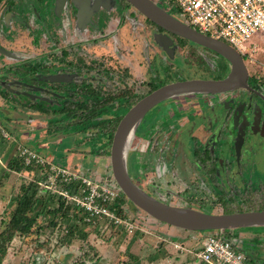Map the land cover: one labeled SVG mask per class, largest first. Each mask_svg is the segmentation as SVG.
I'll return each instance as SVG.
<instances>
[{
    "label": "flooded vegetation",
    "instance_id": "flooded-vegetation-1",
    "mask_svg": "<svg viewBox=\"0 0 264 264\" xmlns=\"http://www.w3.org/2000/svg\"><path fill=\"white\" fill-rule=\"evenodd\" d=\"M81 4L82 0H0V60L8 62L10 66L17 65L18 70L23 73L28 71L26 76L22 75L15 81L20 92L17 96L20 103L29 97L52 106L78 102L84 94V81L93 83L100 90H111L106 101L114 105L113 110L117 105L132 106L149 93L147 83L151 82L150 76L148 80L138 82L146 86L147 91L130 90L134 88V83L127 85L126 81L131 77L130 65L121 59L122 48L117 41L119 26L127 20L135 28L137 13L142 17V30L147 34L154 30V35L166 33L172 39L170 46H177L174 36L153 26L149 19L126 0H89L79 21ZM106 41L112 42L116 57L93 51L95 46ZM189 42L198 45L189 40L186 45ZM201 47L206 60L212 56L220 57L221 65L215 66L213 62L216 58H212L207 62L212 67L213 75L189 76L187 79L225 77L230 71V62L217 52ZM196 48L191 49L192 52L198 51L199 48ZM261 52L262 48L254 47L244 54L240 53L246 68V87L217 94L221 99L214 104L207 97L189 100L185 104L181 101L186 106V116H191L186 127V144L192 145V148L188 147L187 152L183 150L188 162L184 164L183 159L179 158L177 173H180L176 175L180 179H190L192 186L199 188L195 192L209 190L212 202L220 212L226 209L264 210V61L257 56ZM125 90L130 94L121 95ZM0 99L11 103L7 99ZM100 102L98 106L101 107ZM22 112H26L25 116ZM22 112L21 117L25 118L23 125L33 123L32 126H37L39 130L47 128L49 121L55 120V114L40 111L30 113L26 110ZM83 113L86 111H67L64 124L71 125L80 121ZM147 123L148 121L145 123L146 127ZM137 131L138 129L136 134ZM181 135L182 133L178 134V137ZM178 137H168L160 129H156L141 140L145 141L150 152H158L163 150L158 143L178 141ZM78 146L75 145L72 149L79 150ZM169 149L166 146L163 150L166 152L163 162L167 166ZM178 150L174 153L173 161L177 154L181 157ZM214 150H220V154L215 156ZM186 169L191 170V176ZM145 187L147 193L161 199L157 195L159 189L150 183ZM152 187L154 189L151 191ZM184 189L187 192L190 190L188 186ZM245 239L246 237L243 241ZM241 240L238 239V242ZM242 249L240 251L244 253L248 264H264V258L260 254L264 253V247L250 249L243 245Z\"/></svg>",
    "mask_w": 264,
    "mask_h": 264
},
{
    "label": "rangeland",
    "instance_id": "rangeland-1",
    "mask_svg": "<svg viewBox=\"0 0 264 264\" xmlns=\"http://www.w3.org/2000/svg\"><path fill=\"white\" fill-rule=\"evenodd\" d=\"M153 2L161 5L158 0H153ZM161 6L166 8L163 4ZM166 9L176 18L186 21L184 17L178 15L174 7H167ZM135 17V28L125 20L119 26L120 30L117 36L118 44L122 48L120 57L122 56L121 59L130 65L131 77L126 80L127 85L134 83V88L130 90L134 89L137 92H140L139 90L147 91L148 88L138 82L148 80L149 76L151 80L157 76L160 79L175 81L179 78L187 79L189 76L210 77L213 75L212 67L208 65L209 62L207 61L212 60L214 57H208V60H206L203 47L189 42L183 48L174 45L170 46L171 52H169L163 42L155 37L153 34L154 30H152V34H147L140 28L142 17L138 13ZM247 44L262 48L263 52L257 56L259 59L263 58L264 61V32L258 31L254 33ZM195 47L199 48H196L198 51L192 52L191 49ZM113 48L112 42L106 41V43L95 46L93 51L116 57L115 53H113ZM215 58L213 63L215 66H220L222 59L220 57ZM70 88L72 89L73 87L71 86ZM126 92L127 90L120 94H130ZM204 97L211 99L213 104L221 99L217 95H188L169 99L152 108L140 122L138 134L135 132L136 135L133 137L128 149L127 163L133 180L143 190L146 189L145 185L147 183L159 189L157 195L161 197L160 200L167 201L173 205L192 207L204 212L218 213L220 211L215 203L212 202L213 197L209 190L205 189L203 192H195L199 188L195 189L196 185L192 186L193 182H190V179H180L176 175L179 168V158L183 159L184 164L188 162L183 150L187 152L188 147L192 148V145L186 144L188 141L186 127H188L191 116H188V119L186 106L182 105L181 101L186 103L189 100L202 99ZM1 107L5 108L6 112L0 111V122L11 137L7 141L0 140V229L4 224L10 200L19 190L21 180H35V176H37L33 172L22 173L9 171L5 168L4 160L15 152L16 147H28L40 155L45 162H52L53 165L60 163V165L71 170H76V167L80 165L84 168H92L93 172L98 175L107 171L109 155L102 153L89 155L86 153L87 157L84 158L76 154L73 159L74 154L71 155L72 148L76 144L79 145V141L83 140V133L78 132L77 128L70 126L60 128L56 124L58 122H54L58 132L55 135L46 134L45 136V133L40 131L37 126L23 125L25 118H22L21 114L24 115L26 112L20 114L18 111H13V107H11L9 102L7 103L4 100L0 101ZM57 108L58 106H54L53 109ZM127 110L123 106H119L113 112L112 108L107 107L108 113L112 112L117 115H123ZM10 115L15 118H12L14 119L12 121L9 119L7 122L6 118ZM63 120L65 121V115ZM147 121L148 129L145 126ZM156 129H160L166 136L174 139L176 136L178 137V134L182 133L181 137H178V141L173 140L174 144L173 141L169 142V140L158 143L159 148L163 150L166 149V146L170 148L167 152L169 155L168 166L163 162L165 161L166 152H163V150L150 152L145 141L141 140L142 137L144 138V136L149 135L150 132L152 133ZM55 137L60 138L59 143H52V139ZM152 138L153 140L155 139V137ZM82 143L80 145L85 148L87 144ZM168 143L170 144L169 146ZM172 149H179L178 151L181 152V157L177 154L174 161L176 150L173 151ZM214 151V155L217 156L220 150ZM133 160L138 161L140 164H145L140 167L139 172L132 169ZM145 166L150 170L146 169ZM182 166L185 167L184 165ZM79 170H83L82 167ZM186 170L188 175L191 176V170ZM50 174H47V171L40 173L38 179L41 182L39 184L50 186L49 191L56 192L52 189L59 190V182H51ZM45 175H48L46 179L45 177L43 178ZM187 186L190 189L189 192L184 189ZM153 189L152 187L151 191ZM123 206L124 212L131 218V220L130 218L128 219L130 224L125 225L124 230L113 226L105 227L101 222L98 223L97 221L92 223V226H84L85 229L82 230L83 233L84 230L86 231L87 236L85 238L79 236L78 232L76 237L71 240V243L61 247L56 245L59 236L51 229L39 232L41 236H37V238L40 239V242L36 241L35 235L28 237V240L23 239L22 236H16L8 248L3 264H132L130 255L138 257L139 264H203L202 262L200 263L194 254L200 247V243L197 242L195 237L197 232L157 221L135 207L129 200H126ZM200 232L212 233L213 230L199 231L198 233ZM234 232L237 234L238 239H242L240 242H238V239L236 240L240 249L243 248V245L250 249H259V246L264 247V226L239 227L235 228ZM245 237L246 239L243 241ZM251 240L252 243L250 244ZM158 249H163L167 254L161 255ZM260 254L264 258V253L260 252Z\"/></svg>",
    "mask_w": 264,
    "mask_h": 264
},
{
    "label": "trees",
    "instance_id": "trees-1",
    "mask_svg": "<svg viewBox=\"0 0 264 264\" xmlns=\"http://www.w3.org/2000/svg\"><path fill=\"white\" fill-rule=\"evenodd\" d=\"M149 22L153 26H156L158 29L163 30L152 21L149 20ZM169 34L176 38L178 47L183 48L186 46V43L188 42L187 39L179 37L177 35H173L171 33ZM26 73L28 74V71H25V73H23V71L18 70L17 65L10 66L8 62H2L0 60V98L7 99L11 102L10 104L13 107V111L22 112V110H26L30 111V113L34 111H40L46 114H55V120L49 121V126H47V128L45 127L41 129L40 131H44V133L48 135H55L58 130L54 122H58L57 124L60 128H67L69 126L75 127L78 129V132L83 133V140L79 141V146L80 144H83L82 142L87 144V146L86 149L74 150V152L82 153V157L84 158L87 157L86 153H88L89 155H92V153H102L104 155H109V145L112 133L118 121L123 116L117 114L114 115L112 112H107L108 106L110 108L114 107V105H110L106 101L109 98L108 95L111 90H100L98 87H95L93 83L84 81L82 87V92H84V94H82L78 102H66L62 105L59 104L57 105V109H53L54 106H52L50 103L38 102L37 100L34 101L35 98L31 99V97H29L23 103H20L17 97L20 92L15 81L19 80L22 75L26 76ZM171 81L172 80L160 79L155 76L150 83H147L150 87L148 92ZM23 91H25V89ZM95 97H97V99ZM99 102L100 104H102L101 107L98 106ZM118 107L119 105L115 107L113 112H115ZM130 107L131 105L123 106V108L126 109H129ZM75 110H84L86 111V113L82 114L80 121L75 122L71 125L69 123L64 124L65 121L63 120V118L65 113L67 111H70L71 113ZM0 111L3 113L6 112L5 108L2 107L0 108ZM106 115L111 116L106 117ZM10 118L11 121L13 120L12 117H7V122ZM0 140L7 141L3 137H0ZM20 147L22 148L25 146ZM4 163L6 164H4L5 168H7L9 171L22 173L33 172L37 176H35V180L22 179L19 185V190L10 200L8 207L9 209L6 210L4 224L0 229V264H3L8 248L12 241L16 238V236H22L23 239L28 240V237L32 235H35V238H37V236H41V233L39 234V232H42L46 229H51L52 231H54V233L56 232L57 236H59L56 241V245L61 247L65 244L71 243V240L73 239V237H76V233L78 232L79 236L85 238L87 234L85 230L83 233L82 229H85L84 226H92V223H95L97 221L98 223L101 222V224H103V226L105 227L113 226L120 230L125 229V226L123 224H114L111 220H108L109 218L107 217L102 219L92 217L90 220H87L86 216H88V212L83 207L76 204L74 201L69 200L58 192H50L49 188L39 184L41 182L38 179L40 173H44L45 171H47V174L51 173L50 175H54V171L50 168L51 164L49 165L48 162L40 164L32 160L30 163H26L25 155H21L19 148L16 147L15 152L10 157H6ZM131 166H133V170L139 172V169L142 165L138 163V161L133 160ZM80 167H82L83 170H79ZM76 168V170L84 176L95 177L105 183H108L109 185L111 184L118 188L109 166L107 167V171H105V173L99 174L100 176L97 173H94L92 168L90 167L84 168L83 166L78 165ZM44 177L46 179L48 175L43 176V178ZM56 182H59V190H66L71 195L80 194L81 186L84 185L81 183L80 179L63 181L61 175H58V177L56 178ZM120 195L121 196L119 199L108 204V208L111 210L114 209L115 213H117L121 217L129 219L130 217L126 212H124V209L122 208V205L126 202L127 198L121 191ZM164 202L169 203L167 201ZM239 211H243V209H226V211H224L223 213ZM221 234L226 238H233V241H236L238 239L237 234L234 232V229L223 230L221 231ZM36 241L40 242V239L37 238ZM235 241L234 243H236ZM236 246L237 249L243 250L240 249L239 244H236ZM158 252L161 255L167 254L163 249H158ZM129 257L132 264H139L138 257L134 255H130Z\"/></svg>",
    "mask_w": 264,
    "mask_h": 264
},
{
    "label": "water",
    "instance_id": "water-1",
    "mask_svg": "<svg viewBox=\"0 0 264 264\" xmlns=\"http://www.w3.org/2000/svg\"><path fill=\"white\" fill-rule=\"evenodd\" d=\"M138 12L163 30L209 48L226 58L231 68L221 79L189 78L165 83L137 100L120 118L110 140L109 167L116 185L135 207L157 221L189 231L231 230L264 226V210L231 213L204 212L187 206L171 205L143 190L131 177L127 155L135 132L145 114L172 98L188 95H217L246 87V68L240 53L223 40L213 38L176 18L152 0H126ZM89 0H82L79 21ZM171 52L172 39L166 33L155 35ZM237 111V110H236Z\"/></svg>",
    "mask_w": 264,
    "mask_h": 264
},
{
    "label": "built area",
    "instance_id": "built-area-1",
    "mask_svg": "<svg viewBox=\"0 0 264 264\" xmlns=\"http://www.w3.org/2000/svg\"><path fill=\"white\" fill-rule=\"evenodd\" d=\"M158 1L166 8L174 7L178 15L186 19L183 22L213 38L223 40L242 54L254 48L253 45L247 44L251 36L258 31L264 32V0ZM166 8L163 9L169 12ZM0 137L6 140L11 137L1 122ZM18 148L20 154L25 155L26 163L32 160L40 164L45 163L34 150L28 147ZM48 163H51L50 168L54 171V175L49 176L52 178L51 182L56 181L58 175H61L63 181L80 179L84 184L81 186L80 194L75 195L69 194L66 190H52L83 207L88 212L87 220L92 217L97 219L107 217L117 225L130 224L128 218L121 217L114 209L108 208L109 203L120 198L119 187L109 185L95 177L84 176L77 170ZM122 208L124 209L123 205ZM221 231L223 230H215L212 233L195 231L196 240L200 243V247L194 252L198 260L204 264H248L244 253L237 249V242L234 240L236 242L234 243L233 238L223 236Z\"/></svg>",
    "mask_w": 264,
    "mask_h": 264
},
{
    "label": "crops",
    "instance_id": "crops-1",
    "mask_svg": "<svg viewBox=\"0 0 264 264\" xmlns=\"http://www.w3.org/2000/svg\"><path fill=\"white\" fill-rule=\"evenodd\" d=\"M0 101H1V100H0ZM32 125H34V124L32 123ZM32 125H31V126H32ZM42 132L44 133V131H42ZM45 136H46V134H45ZM59 142H60V138H59V137H55L54 139H52V143H59ZM77 148H78L79 150H80V149H86V147L83 148V146H81V145L78 146ZM73 151H74V150H73ZM51 154L54 155L53 153H51ZM73 154H74L73 159L75 158V155H76V154H79V156L82 157V153H76V152H72V151H71V155H73ZM83 156H84V155H83ZM54 158H55V157H54ZM59 165H60V163H59ZM61 166H62V165H61Z\"/></svg>",
    "mask_w": 264,
    "mask_h": 264
}]
</instances>
